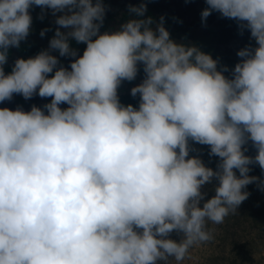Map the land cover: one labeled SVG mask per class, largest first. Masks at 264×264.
Here are the masks:
<instances>
[{
	"label": "clouds",
	"instance_id": "clouds-1",
	"mask_svg": "<svg viewBox=\"0 0 264 264\" xmlns=\"http://www.w3.org/2000/svg\"><path fill=\"white\" fill-rule=\"evenodd\" d=\"M205 3L202 22L218 12L255 41L238 50L230 77L210 54L173 40L164 17L145 18L146 3L101 33L102 0H0V102L51 98L30 111L0 108V264H179L214 239L209 222L237 213L249 184L264 191L249 175L250 165L264 171V0ZM32 6L50 9L59 27L48 49L6 74ZM71 41L86 44L81 56ZM53 51L75 59L58 67ZM138 65L137 108L118 88ZM190 142L209 147L215 169L190 156ZM249 142L255 156L245 154Z\"/></svg>",
	"mask_w": 264,
	"mask_h": 264
},
{
	"label": "rangeland",
	"instance_id": "rangeland-1",
	"mask_svg": "<svg viewBox=\"0 0 264 264\" xmlns=\"http://www.w3.org/2000/svg\"><path fill=\"white\" fill-rule=\"evenodd\" d=\"M166 12L172 14L173 19H191L202 8L203 0H161ZM133 5L124 7H114L106 11L105 20L107 23L106 30L100 29V32L114 31L119 28V20L123 19L127 13V9ZM32 17L46 18L53 27L54 32L59 27L55 23L56 16L52 15L50 9H42L39 6H32L29 9ZM57 13L56 15H62ZM130 18V15H129ZM125 18V19H129ZM220 19H227L220 16ZM213 28V26H209ZM61 31H66L61 28ZM244 40L253 41L248 30H244L241 34L240 29L236 31L235 37L228 45L232 53L237 52L240 42ZM78 56H81L78 54ZM59 66L69 68L73 57H60ZM139 83V78L136 77L133 81H123L118 88V95L130 91L132 87ZM7 108L15 110L16 108L10 103L6 104ZM68 105H64V108ZM194 151L190 152V156L200 157L206 166L216 168L219 161L218 157L209 156V147L200 145L198 143L190 142ZM248 151L245 153L249 156H255L256 150L249 142L246 145ZM250 176H257L264 179V171L259 165H250ZM237 175L239 173L237 172ZM213 181L211 185H205L203 191L207 192L205 199L211 198L215 195ZM250 193L246 199L237 209V213L229 215L223 224L215 225L209 222L208 227L215 229L214 239L203 244L193 246L189 250V257L179 262V264H264V191L258 188L256 183L249 184L245 189ZM203 203V202H202ZM201 203V206H202ZM170 238L174 240H181L182 233L172 232ZM170 264H177L176 261H170Z\"/></svg>",
	"mask_w": 264,
	"mask_h": 264
},
{
	"label": "trees",
	"instance_id": "trees-1",
	"mask_svg": "<svg viewBox=\"0 0 264 264\" xmlns=\"http://www.w3.org/2000/svg\"><path fill=\"white\" fill-rule=\"evenodd\" d=\"M95 2V0H94ZM106 6L107 11L114 7H124L127 5L138 6L141 3L147 4V12L145 13V18L151 16L155 22H159L161 17H164L165 27L170 33V37L180 43L194 44L199 47L205 53L210 54L213 59H217L218 69L223 66H227L229 71L225 72V76H231V70L234 68L235 64L239 62L240 58L237 56V52L232 53L228 47L232 39L236 35V31L239 29L238 22L232 19H220V14L218 12H213L206 20L202 22L201 12L204 8L208 7L203 0L202 8L191 19H173L172 14L166 12L161 0H102ZM127 13L123 19L119 20L118 25L126 22L129 18V9L126 10ZM134 15V14H131ZM213 28H209V26ZM103 30H106L107 23L104 19ZM48 29L45 35L42 37L40 35L41 31ZM55 32L52 25L46 19L41 17H32V25L30 34L26 40L21 41L19 48H10L7 64L4 66L5 73H9L14 65L17 58H28L34 57L42 50H46L49 47V41L54 36ZM238 50L246 46H255V41L244 40L240 42ZM71 47L77 50V53L82 55L84 49L86 48L85 43H76L71 41ZM53 55L60 58L58 52L53 51ZM139 71L137 77L139 78L140 84L144 78L143 66L138 65ZM54 74V73H53ZM52 75V74H49ZM137 84V85H138ZM136 86V85H135ZM119 100L123 105L132 104L134 107L138 108L139 105V95L133 97L131 95V90L123 94H119ZM51 98H41L38 95H34L31 99L25 100L21 95L14 94L10 101L0 102V108L6 106L10 103L15 108H22L24 111H30L32 105L43 108V105L49 103ZM61 104L60 107L64 108Z\"/></svg>",
	"mask_w": 264,
	"mask_h": 264
}]
</instances>
